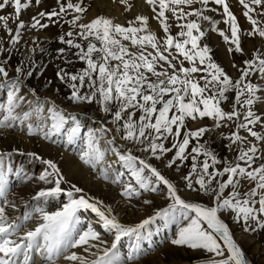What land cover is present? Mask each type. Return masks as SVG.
Instances as JSON below:
<instances>
[{
  "label": "snow or ice",
  "instance_id": "1",
  "mask_svg": "<svg viewBox=\"0 0 264 264\" xmlns=\"http://www.w3.org/2000/svg\"><path fill=\"white\" fill-rule=\"evenodd\" d=\"M34 2L39 5L41 0ZM120 2L127 4V0ZM146 2L153 6L162 36L150 28V18L143 15L128 21L127 26L103 15L80 23L87 11L83 0L76 3L57 0L59 10L40 11L31 17L30 27L45 29L49 27V23H42L45 18L55 24L54 17L74 13L67 23L76 30L70 29L59 40L68 50L76 49L75 56L86 67L77 72L61 68L56 75L70 89L68 100L72 104L95 103L110 117V121L100 122L99 127L87 129L80 150L81 161L99 169L103 180L123 184L121 195L129 202L143 192L155 193L164 185L171 203L138 223L125 224L111 205L86 196L75 184L67 189L62 187L67 181L53 160L29 153L47 166L38 180L51 185L37 191L33 199L47 201L64 195L67 202L55 211L36 207L39 222L22 231L23 225L33 218V212L26 211L21 218L12 219L7 211L17 207L8 199L12 186L9 177L14 172L10 158L17 150L0 151V264H36L34 254L42 258V264H58L61 259L64 264H127L138 257L143 231L158 218H173L177 213L186 223L171 240L172 245L205 253L207 259L202 264H248L221 213L229 211L236 219L254 224L253 231L264 229V152L249 140L250 136L264 145V135L253 127L264 125V117L253 111L261 90L253 77L258 75L264 83V52L257 49L241 65L233 63L239 73L234 79L214 60L211 48L203 42L207 30L202 22L209 21L211 30L218 32L228 45L229 53L246 55L245 33L228 0ZM237 2L251 25L246 36L264 40V0ZM32 3L33 0H0V10L13 9L11 14L0 15V27L11 34L9 21L17 23L10 41L13 48L25 28L21 13ZM210 3L218 7L209 8ZM206 11H220L228 28L218 29L216 25L221 21L213 20ZM173 18L178 28L175 34L170 23ZM4 51L0 45V52ZM58 52L67 63H72L67 60L65 48ZM7 66L8 60L0 62V89L6 90V98L0 101V129L19 127L29 137L40 136L44 140L63 133L69 144L80 139L83 125L77 113L66 111L48 98L41 100L35 89L30 90L36 97L34 101L22 94L24 79L33 76L35 65L25 66L21 61L14 69V77ZM230 93L231 107L226 110L223 102L229 101ZM25 104L27 110L22 108ZM204 119H211L212 125L188 128V122ZM232 126L234 130L224 138L229 141L226 147L235 151V158L219 157L203 138L209 131ZM241 130L248 135H242ZM169 137L173 138L170 147L164 143ZM101 141L105 147H101ZM129 144L133 147H128ZM109 152L115 157L111 162L107 160ZM136 152L149 153L156 159L174 152L167 167L190 161V170L184 176L186 187L205 194L213 203L206 206L182 199L176 186ZM257 159L262 162L257 164ZM125 174L131 178L127 182L123 180ZM15 175L25 181L33 179L22 175L21 169H16ZM244 182L252 185L246 191L241 190ZM143 203L152 201L144 199ZM89 211L97 219L85 225L81 213ZM105 233L112 236L110 241L105 239ZM123 238L137 242L127 261L119 250Z\"/></svg>",
  "mask_w": 264,
  "mask_h": 264
},
{
  "label": "rangeland",
  "instance_id": "2",
  "mask_svg": "<svg viewBox=\"0 0 264 264\" xmlns=\"http://www.w3.org/2000/svg\"><path fill=\"white\" fill-rule=\"evenodd\" d=\"M106 1L109 2V5L108 3L98 2V0H83V6L87 9V11L82 14L81 21L79 22L87 23L93 18L100 15L107 17L110 13L109 6H111V4H114V6L118 7L119 9L118 12H115V16L112 17L114 22L127 26V22L133 20L137 15L148 16L150 17V28L155 31L157 35H163L158 21L154 18V13L152 11L153 6L147 4L149 12L144 13V11L138 8L137 5L140 0H127V4H122L120 0ZM143 1L147 3L146 0ZM76 2L77 0H73V3ZM228 2L232 8L233 13L237 16L243 32L245 33L243 47L246 55H241L239 53H229L227 50L228 45L223 41V38L219 35L218 32L211 30V24L209 21L202 22L203 28L207 30V34L203 42L207 43L211 48V54L214 60L219 63L228 72V74L235 79L239 76V73L235 68L232 67L233 63L241 65L243 60L252 58L253 52L257 49L261 52H264V40H261L259 37L249 38L246 36V33L250 29L251 25L242 15V6L239 5L237 0H228ZM129 5H131V7H129ZM195 6L200 7L199 4ZM208 7L217 8L218 6L210 3ZM52 9H56L57 11L59 10L57 0H41V3L39 5H37L33 0L30 8L22 11L20 19L24 21L25 28L21 30V39L15 45V48L12 47L10 41L11 35L15 34L17 23L11 20L9 21V27L13 30L11 34L0 27V45H2L4 49H6V51L0 52V62L8 60V70L12 71L15 75L16 73L14 69L21 61L25 62V66L34 64L35 69L33 76L24 79V82L28 84L29 88L35 89L37 96L41 100L52 96L56 104L60 105L61 107H65V105L66 107L67 105H72L75 107L77 105L72 104L68 100L70 89L66 84L62 83L56 75V73L61 68L67 69L72 72H77L86 67L85 62L78 60V58L75 56L77 50H68V46L63 44L59 40V36L66 33L70 29L76 30L73 29L72 25L67 23L68 20L72 19L74 13H69L67 16L62 15L58 19L54 17L53 19L57 20V23L55 24H52L47 20V18H45L44 20H42V23H49V27L45 29H32L30 27L32 16L37 15L40 11H51ZM12 12L13 9L11 7H8L4 10H0V15L11 14ZM206 14L212 17L213 20L221 21L218 25H216L218 29L226 30L228 28V26L222 22L223 18L220 14V11H206ZM118 15L124 17L122 21H118ZM170 23H172L173 25L172 33L175 34L178 31V28L176 26L174 18L170 20ZM60 48L66 49L67 60L72 61L71 64L67 63L65 57L58 52ZM9 49H11L10 52L7 51ZM253 82L261 86V90L257 93L256 103L253 105V111H255L258 115L264 117V83L261 82V79L258 75L253 77ZM232 95L233 94L231 93L229 94V101L223 102V106L226 110H229L231 107L230 102L232 100ZM79 106L83 107V110L89 117L87 119V126H91L92 123L90 118L92 117L103 118L110 121V117H106L105 114L100 110L99 106L95 103ZM212 123L213 122L211 119H204L195 123L188 122V128L194 129L202 125L211 126ZM253 127L254 130L264 135V125ZM233 130L234 126L222 127L218 130L209 131L205 134V137L203 139L207 140L208 145L214 152H216L219 157L234 159L236 153L235 151L230 150L226 147L229 141L224 138ZM221 133H223L224 135L222 136ZM241 134L248 135V133H246L244 130H241ZM249 140L257 145V147L260 149V152H264V145H261L260 141H256L250 136ZM172 142V137H169V139L164 141L165 145L168 147L171 146ZM101 147H105L104 141H101ZM128 147L133 146L129 144ZM35 148L36 153L40 157L46 158L47 160L51 159L57 164L61 173L65 177V180L67 181V183H64L66 185V189L70 186V184H75L77 187H80L84 190L83 194L102 200L104 204L111 205L116 212L115 207L117 205V201L113 195L104 191L102 188H94L89 190L85 185V179L81 177L78 172H73V174L69 173L65 165L58 163V161L55 160V158L52 156H46L45 154L43 155V153L38 150L37 147ZM108 154H111V156L115 159L114 155L111 152H109ZM135 154L147 158L150 163L156 166L161 171V173L176 186L178 194L182 199L193 203H203L206 206H210L213 203L212 200L205 194L192 191L186 187L184 176L190 170V161L183 164L178 163L177 166L167 167V162L174 155V152L164 154L161 159L151 157L150 154L146 152H136ZM260 162L262 161L260 159H257V164H259ZM114 167L119 168L120 166L114 165ZM76 174H78L79 176ZM10 178L11 175L9 179ZM130 179L131 178L127 174H125V176L123 177V180L125 182L129 181ZM102 181L113 186L123 188V184H112L103 179ZM251 186V183L244 182L241 190L246 191ZM228 191L229 190H226V193ZM144 199L151 200L152 203L146 205L143 203ZM65 202H67V197ZM133 202L135 203V207L137 210H140L142 207H146L145 211L144 208H142L143 211H138L142 212V214H148V209L150 208L154 209L155 207V209H160L167 207V205L171 203V201L167 198V190L166 186L164 185H161L159 187V190L155 193L143 192L141 197L132 198L130 203ZM60 206H62V203L60 204ZM81 218L82 220H88L92 222L96 220L94 219L95 214L91 213L90 211L82 212ZM221 218L225 221V223L228 224L234 239L237 241V243L245 253L248 264H264V229L256 228L255 231H253L252 229L255 227L254 224H246L242 219H236L234 214L229 211H222ZM185 223L186 221H184L180 217L179 213H177L175 217L169 219L158 218L143 231L142 237L139 240L140 250L142 248L150 249L151 247H154L156 241L159 239H167V244L163 245V247L161 248L162 250L160 251L161 253L158 257L151 258L152 256H148L144 257L143 260L141 259L137 261H131L129 264H202L203 260L207 259V255L205 253L193 252L187 247L174 246L171 244V240L175 238L179 228L182 227ZM154 228H157V232L151 233V231L149 230ZM246 228L247 230H245ZM97 230L102 231V229H100L98 226ZM109 235L110 234L105 233V236ZM133 240L134 239H132V241ZM132 241L130 242L133 243ZM131 243L130 245L121 247L120 253L123 252L121 255L125 260H127L128 253L132 251Z\"/></svg>",
  "mask_w": 264,
  "mask_h": 264
},
{
  "label": "bare ground",
  "instance_id": "3",
  "mask_svg": "<svg viewBox=\"0 0 264 264\" xmlns=\"http://www.w3.org/2000/svg\"><path fill=\"white\" fill-rule=\"evenodd\" d=\"M98 2L108 3L106 0H98ZM111 4V3H110ZM100 5V4H99ZM138 8L145 12H149L147 3L143 0H140L137 4ZM109 14L107 17H114L115 12H118V7L111 4ZM124 17L118 15V21H122ZM150 18V17H149ZM29 45V44H28ZM10 76L14 77L15 74L12 71H9ZM31 89L29 88L28 84L25 82L22 86V94H24L28 100L34 101L36 97L31 94ZM37 95V93H36ZM6 98V90L0 89V101ZM48 99L54 100L52 96ZM23 110H27V105H22ZM68 112H75L78 114V118L81 120L83 125L81 130V137L73 144H69L67 142V136L63 133L61 135L53 137L52 140H44L40 136L29 137L26 132L20 131L19 127L15 129H0V151L9 152L16 149L17 151L13 152L10 161L14 167V172L11 175V191L9 193L8 199L13 201L16 204V208H8V214L12 219L21 218L24 213L33 212V218L26 222L23 225L22 231L32 229L36 226L38 221V214L34 212L36 207H45L49 211H55L58 207H61L60 204L65 203L66 196L62 195L56 199H48L47 201L41 199L39 201L34 200L33 197L35 193L39 191L41 188L49 187L51 185L45 184L38 180L39 175L45 170L47 167L45 164L42 163L40 159H34L32 156L28 155L29 153H36V148L40 150L43 155L52 156L58 163L65 165L69 173L78 172L81 177L85 179L86 187L91 189H100L102 188L104 191L113 195L117 201V205L115 207L116 213L121 219V221L125 224H135L138 223L141 219L152 215L157 209L150 208L148 209V214H142V208L144 211L146 207H142L140 210H137L135 207V203H130L129 200L121 195L122 187H116L111 184L105 183L102 181L99 175V170L92 169L88 165H85L80 159V150L84 145L83 137L87 132L88 128L99 127L100 122L109 121L107 119L92 117L91 119V126H87V119L89 118L83 107L81 106H68L62 107ZM93 125V126H92ZM87 126V127H86ZM109 126L110 123H109ZM119 142V141H118ZM37 154V153H36ZM38 155V154H37ZM39 156V155H38ZM40 157V156H39ZM43 160H47L43 158ZM107 160L113 161L114 158L111 154H108ZM21 169L22 175L26 174L27 176L33 177V179L25 181L23 178L17 177L15 175V170ZM67 172V171H66ZM78 175V174H76ZM79 176V175H78ZM79 178V177H78ZM62 187L66 189V185L63 184ZM141 205V204H140ZM139 213V214H138ZM94 219H97L95 216ZM86 223L88 220H83ZM128 222V223H127ZM150 226V225H149ZM148 226V227H149ZM151 233L157 232V228L150 229ZM105 239L111 240L112 236H105ZM169 240V239H168ZM130 241L132 239L123 238L121 244L119 245V250L121 251V247L125 245H130ZM131 247L137 242L135 240L132 241ZM167 239H159L156 241L154 247L142 248L139 251L137 260H143L144 257L152 256L151 258L158 257L160 255V251L163 245L167 244ZM139 243V242H138ZM130 247V248H131ZM131 248V250H132ZM140 248V245H139ZM123 252H121L122 254ZM129 254V253H128ZM91 258V257H90ZM34 259L36 264H42V258L38 254H34ZM127 261V260H126ZM134 261V260H133ZM131 261H127L129 264ZM58 264H64V261L61 259Z\"/></svg>",
  "mask_w": 264,
  "mask_h": 264
}]
</instances>
